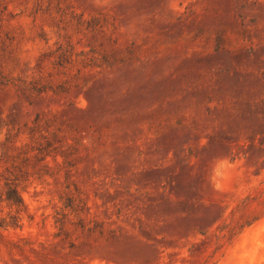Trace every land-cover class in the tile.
Segmentation results:
<instances>
[{
    "label": "rangeland",
    "instance_id": "1",
    "mask_svg": "<svg viewBox=\"0 0 264 264\" xmlns=\"http://www.w3.org/2000/svg\"><path fill=\"white\" fill-rule=\"evenodd\" d=\"M6 183L0 264H264V0H0Z\"/></svg>",
    "mask_w": 264,
    "mask_h": 264
},
{
    "label": "trees",
    "instance_id": "2",
    "mask_svg": "<svg viewBox=\"0 0 264 264\" xmlns=\"http://www.w3.org/2000/svg\"><path fill=\"white\" fill-rule=\"evenodd\" d=\"M4 199L9 204V206H15L17 209L15 214H10L8 216H0V228L6 229L9 227L18 226L19 224V210L22 205L21 198L16 186L11 184H5ZM258 219L257 216H251L244 219L241 223L237 224L235 227L230 229L225 235L221 236L224 238V242L219 240V237L214 236L215 241L213 243V248L208 258L203 264H216L217 261L223 256V252H220L217 256L216 254L220 251L223 245L230 244L232 240L247 226L251 225L254 221ZM199 234L205 235L206 231L200 230ZM189 252L193 251L188 248ZM216 256V257H215Z\"/></svg>",
    "mask_w": 264,
    "mask_h": 264
}]
</instances>
